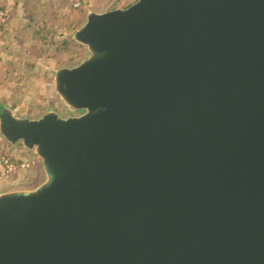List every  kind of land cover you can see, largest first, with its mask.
Returning <instances> with one entry per match:
<instances>
[{"label": "water", "instance_id": "1", "mask_svg": "<svg viewBox=\"0 0 264 264\" xmlns=\"http://www.w3.org/2000/svg\"><path fill=\"white\" fill-rule=\"evenodd\" d=\"M73 39L77 115L0 112L44 174L0 195V264H264V0H137Z\"/></svg>", "mask_w": 264, "mask_h": 264}, {"label": "rangeland", "instance_id": "2", "mask_svg": "<svg viewBox=\"0 0 264 264\" xmlns=\"http://www.w3.org/2000/svg\"><path fill=\"white\" fill-rule=\"evenodd\" d=\"M137 0H22L4 2L1 10L7 16L0 22L6 24V32H0V106L9 108L15 116L36 119L49 111L60 116L77 115L64 108L54 91L53 79L56 70L71 68L83 61L86 49L77 44L74 33L84 24L89 13H103L124 9ZM75 7L74 5H77ZM33 20L54 24L56 34L46 37L47 53L35 58L44 48L43 41L36 38ZM73 44L65 47L64 43ZM77 46V47H76ZM69 52L76 61L61 64L59 61ZM76 54V55H75ZM54 57V58H51ZM65 57L63 59H65ZM66 58V59H67ZM22 149L21 144H17ZM13 148L0 135V155L16 159L21 149ZM17 150V151H15ZM16 153V154H14ZM27 159H35L36 165L24 173L17 190H29L44 180L39 160L26 152ZM22 158V157H21ZM19 182V181H18Z\"/></svg>", "mask_w": 264, "mask_h": 264}, {"label": "built area", "instance_id": "3", "mask_svg": "<svg viewBox=\"0 0 264 264\" xmlns=\"http://www.w3.org/2000/svg\"><path fill=\"white\" fill-rule=\"evenodd\" d=\"M74 6L77 7L78 4ZM6 16H7V12L4 10H0V21ZM36 163H37L36 160L33 158L13 159L9 155H0V184L20 183L21 176L24 173L31 171V169L33 168V166L36 165Z\"/></svg>", "mask_w": 264, "mask_h": 264}, {"label": "trees", "instance_id": "4", "mask_svg": "<svg viewBox=\"0 0 264 264\" xmlns=\"http://www.w3.org/2000/svg\"><path fill=\"white\" fill-rule=\"evenodd\" d=\"M49 23H50V21L49 22L45 21V22L40 23V22H38V20H33V24L36 26V30H34L35 31V35L34 36L36 38H38V39H41L44 42L43 43L44 48L43 47L41 48V53H39L37 56H35V58H41V57H43L44 54L47 53V49L48 48H47V45L45 44L46 43V37L48 35H51L53 37L56 34L55 25L54 24H49ZM5 26H6V24H3V23L0 22V32H3V33L6 32V29H5L6 27ZM63 43L65 44L64 46L67 47V48H70L73 45V44H67L65 42H63ZM68 55H69V52H66L65 55H61V56L64 58L65 56H68ZM70 56L71 57H69V58H67V57H65V59L62 58L59 61V63H61V64H69V63L75 62L77 57H74L72 55H70ZM51 58H54V57L51 56ZM0 111H1V107H0Z\"/></svg>", "mask_w": 264, "mask_h": 264}, {"label": "crops", "instance_id": "5", "mask_svg": "<svg viewBox=\"0 0 264 264\" xmlns=\"http://www.w3.org/2000/svg\"><path fill=\"white\" fill-rule=\"evenodd\" d=\"M3 4V3H2ZM2 4L0 5L1 7H2ZM1 7H0V10H1ZM1 107V106H0ZM3 107V106H2ZM2 107H1V110H2ZM1 112V111H0ZM19 117V116H18ZM13 148H18V149H21V148H19L18 146H13ZM17 149V150H18ZM17 150H15V151H17ZM17 152H20L19 154H16V153H14V154H16V157L19 159V158H24V157H26V152H27V150L26 149H24L23 147H22V149H21V151H17ZM16 187H18V186H16V184H10V183H2V184H0V195L1 194H4V193H6V192H9V191H14V190H17L16 189Z\"/></svg>", "mask_w": 264, "mask_h": 264}]
</instances>
